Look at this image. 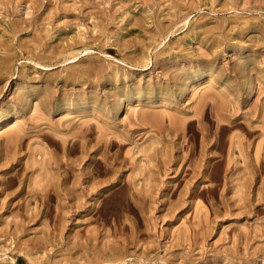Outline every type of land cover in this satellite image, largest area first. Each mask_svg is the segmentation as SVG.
Returning a JSON list of instances; mask_svg holds the SVG:
<instances>
[{
    "label": "rangeland",
    "instance_id": "rangeland-1",
    "mask_svg": "<svg viewBox=\"0 0 264 264\" xmlns=\"http://www.w3.org/2000/svg\"><path fill=\"white\" fill-rule=\"evenodd\" d=\"M0 264H264V0H0Z\"/></svg>",
    "mask_w": 264,
    "mask_h": 264
},
{
    "label": "bare ground",
    "instance_id": "bare-ground-1",
    "mask_svg": "<svg viewBox=\"0 0 264 264\" xmlns=\"http://www.w3.org/2000/svg\"><path fill=\"white\" fill-rule=\"evenodd\" d=\"M10 142V141H9ZM11 143V142H10Z\"/></svg>",
    "mask_w": 264,
    "mask_h": 264
}]
</instances>
